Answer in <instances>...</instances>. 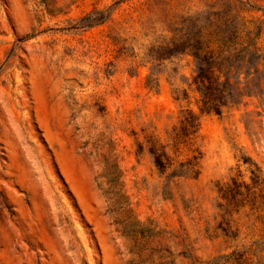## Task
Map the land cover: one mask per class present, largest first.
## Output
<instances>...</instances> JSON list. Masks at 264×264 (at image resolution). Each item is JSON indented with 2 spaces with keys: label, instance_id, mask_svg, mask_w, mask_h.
<instances>
[{
  "label": "rangeland",
  "instance_id": "374dc122",
  "mask_svg": "<svg viewBox=\"0 0 264 264\" xmlns=\"http://www.w3.org/2000/svg\"><path fill=\"white\" fill-rule=\"evenodd\" d=\"M235 25L264 52V0H0V264H264V105L200 112L170 52ZM187 107L168 179L138 142Z\"/></svg>",
  "mask_w": 264,
  "mask_h": 264
},
{
  "label": "trees",
  "instance_id": "16d2710c",
  "mask_svg": "<svg viewBox=\"0 0 264 264\" xmlns=\"http://www.w3.org/2000/svg\"><path fill=\"white\" fill-rule=\"evenodd\" d=\"M235 29L231 37L215 33L211 37L187 38L178 49L170 51L193 57L194 74L187 85L196 94V104L202 113L221 114L229 107L247 105L252 97L264 105V52L256 42L258 33L252 37L250 32L241 35L243 26L235 25ZM161 55V50H156L153 59L159 60ZM147 84H154L151 76ZM188 93L184 89L183 98H188ZM179 99L178 93L175 100ZM198 126V115L192 108L181 109L177 122L165 130L163 138L155 131L143 129L138 152L146 149L157 171L168 179L198 177L202 158L195 145ZM234 177H240L239 173ZM253 177L259 175L253 173ZM232 180L234 187H239L236 179Z\"/></svg>",
  "mask_w": 264,
  "mask_h": 264
}]
</instances>
